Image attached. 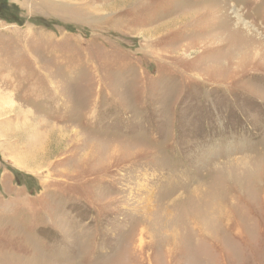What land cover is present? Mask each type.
I'll return each mask as SVG.
<instances>
[{
    "label": "rangeland",
    "instance_id": "1",
    "mask_svg": "<svg viewBox=\"0 0 264 264\" xmlns=\"http://www.w3.org/2000/svg\"><path fill=\"white\" fill-rule=\"evenodd\" d=\"M0 264H264V0H0Z\"/></svg>",
    "mask_w": 264,
    "mask_h": 264
},
{
    "label": "trees",
    "instance_id": "2",
    "mask_svg": "<svg viewBox=\"0 0 264 264\" xmlns=\"http://www.w3.org/2000/svg\"><path fill=\"white\" fill-rule=\"evenodd\" d=\"M1 3H4V1H1Z\"/></svg>",
    "mask_w": 264,
    "mask_h": 264
}]
</instances>
